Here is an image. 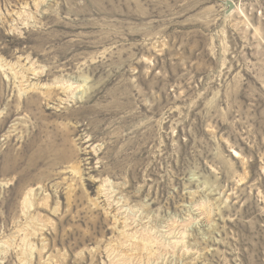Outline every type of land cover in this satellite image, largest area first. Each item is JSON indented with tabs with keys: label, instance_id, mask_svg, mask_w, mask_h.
I'll return each mask as SVG.
<instances>
[{
	"label": "rangeland",
	"instance_id": "374dc122",
	"mask_svg": "<svg viewBox=\"0 0 264 264\" xmlns=\"http://www.w3.org/2000/svg\"><path fill=\"white\" fill-rule=\"evenodd\" d=\"M0 0V264H264V0Z\"/></svg>",
	"mask_w": 264,
	"mask_h": 264
},
{
	"label": "water",
	"instance_id": "95a60500",
	"mask_svg": "<svg viewBox=\"0 0 264 264\" xmlns=\"http://www.w3.org/2000/svg\"><path fill=\"white\" fill-rule=\"evenodd\" d=\"M225 4H226V6H227V10H226V12H228L229 13V10H230V8H231V2L228 0V1H226L225 2Z\"/></svg>",
	"mask_w": 264,
	"mask_h": 264
},
{
	"label": "bare ground",
	"instance_id": "6f19581e",
	"mask_svg": "<svg viewBox=\"0 0 264 264\" xmlns=\"http://www.w3.org/2000/svg\"><path fill=\"white\" fill-rule=\"evenodd\" d=\"M228 1V0H227ZM231 2V1H230ZM225 5V10H227L228 8H227V6H226V4H224ZM233 7V4H232V2H231V8ZM231 8H230V10H231ZM230 10H229V14H230Z\"/></svg>",
	"mask_w": 264,
	"mask_h": 264
}]
</instances>
